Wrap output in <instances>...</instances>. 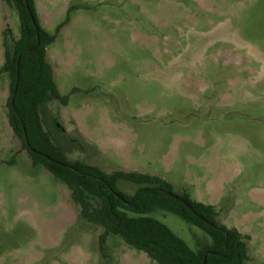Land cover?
<instances>
[{
  "label": "rangeland",
  "instance_id": "rangeland-1",
  "mask_svg": "<svg viewBox=\"0 0 264 264\" xmlns=\"http://www.w3.org/2000/svg\"><path fill=\"white\" fill-rule=\"evenodd\" d=\"M35 5L56 34L47 60L67 104H47L45 127L65 159L167 179L248 236L245 264H264V0ZM6 28L18 37V13L0 0V67ZM9 93L0 71V264H155L116 235L100 249L103 228L15 137ZM153 215L190 246L206 239L171 212Z\"/></svg>",
  "mask_w": 264,
  "mask_h": 264
},
{
  "label": "trees",
  "instance_id": "trees-1",
  "mask_svg": "<svg viewBox=\"0 0 264 264\" xmlns=\"http://www.w3.org/2000/svg\"><path fill=\"white\" fill-rule=\"evenodd\" d=\"M5 1L18 13L20 32L18 37L11 36L10 28L3 33L4 62L0 71L10 80L8 123L32 165L42 166L64 182L80 207V215L103 228L98 238L100 249L109 235H116L143 251L155 264H202L205 255V264H245L249 260L248 236L219 222L214 205L192 200L188 193H175L172 184L158 175L106 171L84 161L65 159L61 146L45 127L47 104L53 100L67 104V96L60 94L47 60V47L56 34L41 26L35 0ZM118 180L139 187L133 194H126L117 187ZM155 210L179 216L200 229L206 239L196 247L190 246L153 215Z\"/></svg>",
  "mask_w": 264,
  "mask_h": 264
},
{
  "label": "water",
  "instance_id": "water-1",
  "mask_svg": "<svg viewBox=\"0 0 264 264\" xmlns=\"http://www.w3.org/2000/svg\"><path fill=\"white\" fill-rule=\"evenodd\" d=\"M28 11H29V13H30V10L28 9ZM31 14V13H30ZM57 126L58 127H60V125L59 124H57ZM61 130L62 131H65V129L63 128V127H61ZM48 159H51V158H49L48 156H46ZM172 196L173 197H175V198H178L175 194H172ZM182 202H183V204H185L191 211H194V209H193V207L187 202V201H185V200H182ZM205 258H206V255L204 256V258H203V263L202 264H205Z\"/></svg>",
  "mask_w": 264,
  "mask_h": 264
},
{
  "label": "crops",
  "instance_id": "crops-1",
  "mask_svg": "<svg viewBox=\"0 0 264 264\" xmlns=\"http://www.w3.org/2000/svg\"><path fill=\"white\" fill-rule=\"evenodd\" d=\"M36 1V0H35ZM36 6V5H35ZM37 10V9H36Z\"/></svg>",
  "mask_w": 264,
  "mask_h": 264
}]
</instances>
